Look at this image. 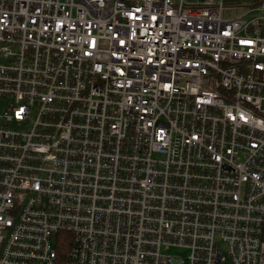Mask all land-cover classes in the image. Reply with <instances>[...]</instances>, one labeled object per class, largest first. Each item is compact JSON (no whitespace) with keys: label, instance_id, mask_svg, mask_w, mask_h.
I'll return each instance as SVG.
<instances>
[{"label":"built area","instance_id":"1","mask_svg":"<svg viewBox=\"0 0 264 264\" xmlns=\"http://www.w3.org/2000/svg\"><path fill=\"white\" fill-rule=\"evenodd\" d=\"M0 264H264V0H0Z\"/></svg>","mask_w":264,"mask_h":264},{"label":"rangeland","instance_id":"2","mask_svg":"<svg viewBox=\"0 0 264 264\" xmlns=\"http://www.w3.org/2000/svg\"><path fill=\"white\" fill-rule=\"evenodd\" d=\"M169 253L174 255V256H185V255H187L188 251H182V250H178V249H171L169 251Z\"/></svg>","mask_w":264,"mask_h":264}]
</instances>
